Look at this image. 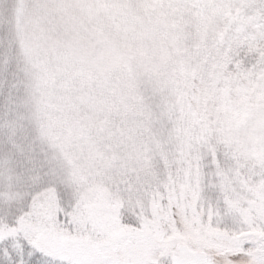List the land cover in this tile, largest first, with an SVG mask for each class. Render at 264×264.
I'll list each match as a JSON object with an SVG mask.
<instances>
[{"label": "snow or ice", "instance_id": "snow-or-ice-1", "mask_svg": "<svg viewBox=\"0 0 264 264\" xmlns=\"http://www.w3.org/2000/svg\"><path fill=\"white\" fill-rule=\"evenodd\" d=\"M0 264H264V0H0Z\"/></svg>", "mask_w": 264, "mask_h": 264}]
</instances>
